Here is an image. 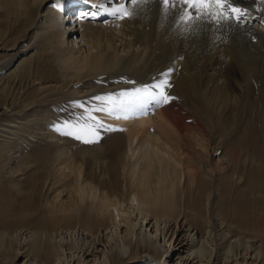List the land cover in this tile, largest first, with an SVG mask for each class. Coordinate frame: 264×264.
Returning a JSON list of instances; mask_svg holds the SVG:
<instances>
[{"label":"bare ground","instance_id":"6f19581e","mask_svg":"<svg viewBox=\"0 0 264 264\" xmlns=\"http://www.w3.org/2000/svg\"><path fill=\"white\" fill-rule=\"evenodd\" d=\"M46 1L0 0V264H264V0L188 29L162 0ZM170 69L199 98L183 118L170 100L93 113L116 129L98 142L54 129Z\"/></svg>","mask_w":264,"mask_h":264},{"label":"snow or ice","instance_id":"6c2138e0","mask_svg":"<svg viewBox=\"0 0 264 264\" xmlns=\"http://www.w3.org/2000/svg\"><path fill=\"white\" fill-rule=\"evenodd\" d=\"M129 0L115 3H106L105 0L92 5L96 12L83 15H91L95 18L100 14H108L117 19L130 18L133 15L135 7L147 0H130L133 8L128 5ZM165 12L175 11L178 16V24L185 29L194 28L204 23H213L215 25L240 23L247 13L236 5L235 0H162ZM172 70L162 73V78L151 85H145L134 89L131 92L121 93L120 97L96 96L93 99L100 101L101 105L91 109L86 108L84 103L74 102V107L85 109L80 116L71 120H65L59 124L53 125L61 135L72 136L85 143L98 142L100 139V129L116 130L111 125H105L98 117L93 115L95 112H105L115 119H128L130 114H135L137 109L142 110L143 106L155 103L156 105L166 104L174 99L167 94V90L172 87L169 74Z\"/></svg>","mask_w":264,"mask_h":264},{"label":"rangeland","instance_id":"374dc122","mask_svg":"<svg viewBox=\"0 0 264 264\" xmlns=\"http://www.w3.org/2000/svg\"><path fill=\"white\" fill-rule=\"evenodd\" d=\"M51 3H52V0H47L43 4L42 8L44 7V9H45L47 6L51 5ZM64 17H66V14L64 15ZM66 25L69 26V28H71V29H69V31L72 33V26H71L72 24H70V22L69 23L67 22ZM29 50H30V48H29ZM22 53L17 54L16 57H14L12 59V61H10L5 66L4 71H7L10 67H13V65L16 64V62L19 59V57H21ZM130 80H132V78H130ZM171 85H172V87L167 90V94L169 96H171V97H174V99H172V101H174L178 105L179 115L183 118L184 116H186L185 111H184L185 109L181 105V102L183 100V97L190 96V95H194L195 98H196V101H197V99L199 100V98L196 96V94L193 92L192 89L185 88L184 86L179 87L180 85H178L177 83H173V84L171 83ZM134 89H136V88H124L123 90H125V91H133ZM117 97H119V96H117ZM200 105H201L202 109L205 110V111H208V109H212V107H208L207 104H204L202 102H200ZM67 110L70 112V109L69 108H67ZM149 114H151V112H149ZM191 114L192 113L189 114L190 115L189 116L190 119L191 120H195V119L197 120V117L195 118V115H193V114L191 115ZM9 261L10 262H8V263H11V260H9Z\"/></svg>","mask_w":264,"mask_h":264}]
</instances>
